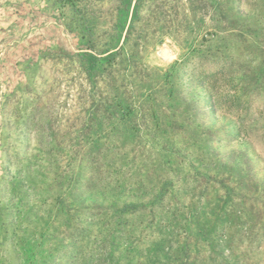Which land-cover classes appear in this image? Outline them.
<instances>
[{
	"label": "rangeland",
	"instance_id": "1",
	"mask_svg": "<svg viewBox=\"0 0 264 264\" xmlns=\"http://www.w3.org/2000/svg\"><path fill=\"white\" fill-rule=\"evenodd\" d=\"M0 264H264V0H0Z\"/></svg>",
	"mask_w": 264,
	"mask_h": 264
}]
</instances>
